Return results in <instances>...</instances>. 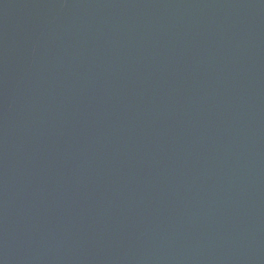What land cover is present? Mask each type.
<instances>
[{"label": "water", "instance_id": "95a60500", "mask_svg": "<svg viewBox=\"0 0 264 264\" xmlns=\"http://www.w3.org/2000/svg\"><path fill=\"white\" fill-rule=\"evenodd\" d=\"M0 264H264V0H0Z\"/></svg>", "mask_w": 264, "mask_h": 264}]
</instances>
